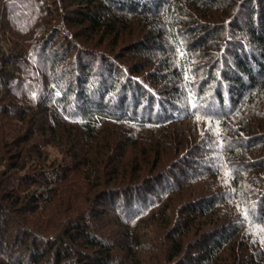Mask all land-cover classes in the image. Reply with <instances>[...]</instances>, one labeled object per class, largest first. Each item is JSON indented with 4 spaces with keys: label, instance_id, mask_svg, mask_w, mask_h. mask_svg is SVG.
I'll use <instances>...</instances> for the list:
<instances>
[{
    "label": "trees",
    "instance_id": "1",
    "mask_svg": "<svg viewBox=\"0 0 264 264\" xmlns=\"http://www.w3.org/2000/svg\"><path fill=\"white\" fill-rule=\"evenodd\" d=\"M0 264H264V0H0Z\"/></svg>",
    "mask_w": 264,
    "mask_h": 264
},
{
    "label": "rangeland",
    "instance_id": "2",
    "mask_svg": "<svg viewBox=\"0 0 264 264\" xmlns=\"http://www.w3.org/2000/svg\"><path fill=\"white\" fill-rule=\"evenodd\" d=\"M174 198H172V200H173ZM175 200V199H174ZM173 203V206L174 205H176V203H174V202H172ZM140 246L142 247V248H144V245L142 244V243H140ZM153 254H155V253H153Z\"/></svg>",
    "mask_w": 264,
    "mask_h": 264
}]
</instances>
